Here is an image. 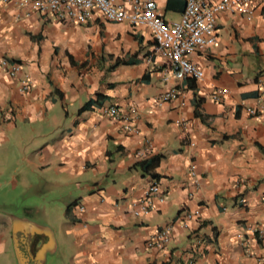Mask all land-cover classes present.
<instances>
[{
  "label": "crops",
  "instance_id": "obj_1",
  "mask_svg": "<svg viewBox=\"0 0 264 264\" xmlns=\"http://www.w3.org/2000/svg\"><path fill=\"white\" fill-rule=\"evenodd\" d=\"M151 1L164 22L185 2ZM251 10L219 12L188 54L202 78L180 80L145 25L0 1V59L19 65H0V255L12 263L8 238L15 264H37L50 232L42 264H264V117L246 112L264 103V4ZM152 182L162 200L135 215Z\"/></svg>",
  "mask_w": 264,
  "mask_h": 264
},
{
  "label": "built area",
  "instance_id": "obj_2",
  "mask_svg": "<svg viewBox=\"0 0 264 264\" xmlns=\"http://www.w3.org/2000/svg\"><path fill=\"white\" fill-rule=\"evenodd\" d=\"M16 5L28 7L39 14L50 13L57 19L71 20L72 22H84L92 9L97 10L101 16L112 22L127 21L130 24L145 25L152 32L154 47L168 61L173 75L182 80L185 78L201 79L203 72L192 64L188 54L197 49L208 47L215 40V16L222 11L229 14L251 15L254 5H263L264 0H185L180 18L177 21L164 22L156 13L155 4L151 0L134 2V9L125 10L122 6L115 4L112 0H0ZM0 65L6 69L9 76L15 75L19 65L14 61L0 59ZM26 79H20L21 89H26ZM221 88L217 90L212 98L225 93ZM175 97V91L169 89L163 93V99ZM250 116L264 117V103L258 108H247ZM113 117H117L113 106L104 109ZM147 146L150 144L147 143ZM138 150L137 154H142ZM156 197L162 200L156 182L150 183L143 192V197L135 204L133 213L146 212L150 207L149 200ZM188 216V215H187ZM170 226L160 227L153 236L156 246H161L169 239ZM260 236V234H259Z\"/></svg>",
  "mask_w": 264,
  "mask_h": 264
},
{
  "label": "rangeland",
  "instance_id": "obj_3",
  "mask_svg": "<svg viewBox=\"0 0 264 264\" xmlns=\"http://www.w3.org/2000/svg\"><path fill=\"white\" fill-rule=\"evenodd\" d=\"M19 198V197H18ZM18 200V199H17ZM23 201V204H26L27 201L29 200L28 197H26V195L23 197V199H21ZM52 222H54V220H52ZM6 250H7V253L9 254V258L11 260L12 263H10V261H8L7 259V256H5L4 253H2L0 255V264H15V258H14V250H13V242L12 240H9L8 238L6 239ZM4 254V255H3ZM50 257H48L47 259V264H50V260H49Z\"/></svg>",
  "mask_w": 264,
  "mask_h": 264
},
{
  "label": "water",
  "instance_id": "obj_4",
  "mask_svg": "<svg viewBox=\"0 0 264 264\" xmlns=\"http://www.w3.org/2000/svg\"><path fill=\"white\" fill-rule=\"evenodd\" d=\"M45 228V230H46V227H44V226H35V230H37V229H40V230H43ZM52 234L49 232L48 233V241H47V243L46 244H44L41 248H40V250L37 252V259H36V263L37 264H42L41 263V260H44V258H45V255L48 253V245H50L51 244V242H52Z\"/></svg>",
  "mask_w": 264,
  "mask_h": 264
},
{
  "label": "trees",
  "instance_id": "obj_5",
  "mask_svg": "<svg viewBox=\"0 0 264 264\" xmlns=\"http://www.w3.org/2000/svg\"><path fill=\"white\" fill-rule=\"evenodd\" d=\"M92 101H89L88 103H86L85 105H89ZM84 105V106H85ZM83 106V108H84ZM152 159L151 160H141L137 163L138 167L140 168V170L144 173V174H149V176L151 177H155L156 175L154 173H152L149 169L151 167V163H152ZM66 212H68V209L66 210Z\"/></svg>",
  "mask_w": 264,
  "mask_h": 264
}]
</instances>
